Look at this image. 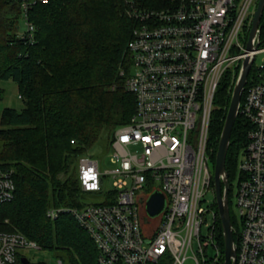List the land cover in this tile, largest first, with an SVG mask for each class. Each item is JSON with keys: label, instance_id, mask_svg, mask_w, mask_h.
I'll return each mask as SVG.
<instances>
[{"label": "built area", "instance_id": "built-area-1", "mask_svg": "<svg viewBox=\"0 0 264 264\" xmlns=\"http://www.w3.org/2000/svg\"><path fill=\"white\" fill-rule=\"evenodd\" d=\"M19 1L26 25L21 38L31 41L28 10L48 0ZM124 1L135 24L127 44L134 72L124 83L134 112L114 133L112 170L101 169L90 154L78 158L81 190L103 196L82 208L50 209L47 216L69 213L95 244L98 264H223L217 214L212 205L202 206L208 192L214 195L209 126L224 76L232 79L246 57L255 60L264 52L260 33L257 49L245 48L257 0H171L160 9ZM251 69L252 83L238 111L248 128L235 181V264H264V64L256 67L253 61ZM109 179L112 189L105 187ZM14 190L11 172L0 169V206L13 200ZM154 193L164 197L161 220L144 235L138 202L146 206ZM30 250L39 247L22 234L0 232V264L26 259L21 252Z\"/></svg>", "mask_w": 264, "mask_h": 264}, {"label": "trees", "instance_id": "trees-1", "mask_svg": "<svg viewBox=\"0 0 264 264\" xmlns=\"http://www.w3.org/2000/svg\"><path fill=\"white\" fill-rule=\"evenodd\" d=\"M132 1L140 8L160 9L171 0ZM127 7L124 0L36 3L27 13L34 26L30 41L19 32L21 2L0 0V81H13L23 104L20 112L0 110V169L11 172L15 186L13 200L0 206V232L22 234L63 264H98L95 244L74 218L59 213L51 220L47 212L87 205L90 194L80 188L78 158H96L91 150L104 135L108 154L114 133L134 112V97L124 89L132 65L127 44L135 25ZM260 41L264 42V9ZM253 75L251 69L241 103ZM236 76H224L214 99L208 138L212 165ZM247 128L237 116L225 159L230 220L236 232L229 196ZM212 208L223 254L215 202ZM21 260L17 257L14 264H23Z\"/></svg>", "mask_w": 264, "mask_h": 264}, {"label": "water", "instance_id": "water-1", "mask_svg": "<svg viewBox=\"0 0 264 264\" xmlns=\"http://www.w3.org/2000/svg\"><path fill=\"white\" fill-rule=\"evenodd\" d=\"M264 9V0H257L253 13L246 50L253 52L259 44L258 35L260 33V20ZM254 61L253 56L246 57L240 66L238 75L232 88L231 98L227 109L224 125L218 141L213 165V190L214 201L220 220L223 238V264H235L236 261V240L237 232L234 230L229 213L228 205V180L225 171V159L228 151L230 137L241 102V95L247 82L248 74ZM164 197L161 193H154L147 201L145 210L149 217H156L163 210ZM23 264H27V259H22Z\"/></svg>", "mask_w": 264, "mask_h": 264}, {"label": "rangeland", "instance_id": "rangeland-1", "mask_svg": "<svg viewBox=\"0 0 264 264\" xmlns=\"http://www.w3.org/2000/svg\"><path fill=\"white\" fill-rule=\"evenodd\" d=\"M253 9V7H252ZM26 31V25L24 21L20 18L19 21V32L20 34ZM262 46H264V43H262ZM264 64V52H259L255 56L254 65L256 67H261ZM134 72V68L131 69V73ZM0 89L2 91V98L0 101V110L3 108H10L14 109L17 112H20L23 108V104L21 100L18 98L17 94V87L15 83L11 80L8 81H0ZM105 135L101 138L100 142L91 150V154L96 157L97 160L100 162V167L103 170H112L113 165L111 163L110 157L107 152H105L106 147V139ZM135 147H131V152H135ZM211 171L213 173V165H210ZM113 182L114 180L109 179L105 183V187L107 189L113 188ZM231 194L229 196L230 200V209L233 215L235 216V219L238 221L237 218V208L235 206V181H232L231 183ZM158 187V185H157ZM103 194L99 195H88V197L85 199L86 203H95L98 201V197H102ZM214 204V195L212 192H208L204 196V200L202 202L203 207H209ZM138 217L140 222V227L142 234H148L150 230L156 228L160 224L161 215H158L156 217H149L145 210V205L143 203L138 202ZM207 223L210 222V215L206 216ZM202 233L206 234L207 231H205V227L203 226ZM198 249L197 242H193V251L196 252ZM207 253H210V256L213 255V250L211 248L207 249ZM22 255L25 256V258L28 260L30 264H54L56 259L54 258V255L48 251L44 250H30V251H22ZM187 256H192V253L189 252ZM184 264H192L190 260H187Z\"/></svg>", "mask_w": 264, "mask_h": 264}]
</instances>
